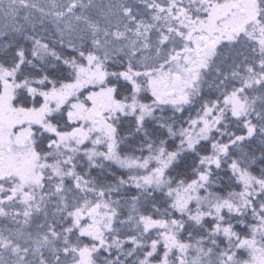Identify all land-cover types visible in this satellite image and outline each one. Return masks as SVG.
I'll use <instances>...</instances> for the list:
<instances>
[{
	"label": "snow or ice",
	"instance_id": "snow-or-ice-1",
	"mask_svg": "<svg viewBox=\"0 0 264 264\" xmlns=\"http://www.w3.org/2000/svg\"><path fill=\"white\" fill-rule=\"evenodd\" d=\"M0 264H264V0H0Z\"/></svg>",
	"mask_w": 264,
	"mask_h": 264
}]
</instances>
